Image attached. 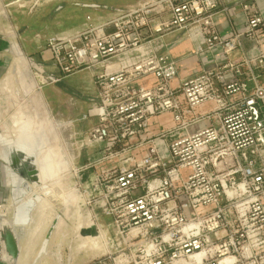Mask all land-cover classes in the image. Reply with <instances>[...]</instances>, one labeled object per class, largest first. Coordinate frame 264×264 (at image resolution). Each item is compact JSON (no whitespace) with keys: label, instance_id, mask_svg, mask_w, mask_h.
<instances>
[{"label":"built area","instance_id":"2783aa9c","mask_svg":"<svg viewBox=\"0 0 264 264\" xmlns=\"http://www.w3.org/2000/svg\"><path fill=\"white\" fill-rule=\"evenodd\" d=\"M219 5L140 0L98 22L87 17L46 39L41 53L59 75L25 55L37 91L91 73L95 96L77 121L94 123L59 141L80 206L109 218L106 250L81 264H264V51L248 57L242 42L258 45L264 17L241 2L246 27L223 38ZM173 32L195 33L196 53L220 49L223 58L178 79L160 42ZM146 77L152 84L140 85ZM164 114L171 125L153 131ZM84 149L99 156L75 165Z\"/></svg>","mask_w":264,"mask_h":264},{"label":"rangeland","instance_id":"374dc122","mask_svg":"<svg viewBox=\"0 0 264 264\" xmlns=\"http://www.w3.org/2000/svg\"><path fill=\"white\" fill-rule=\"evenodd\" d=\"M0 1L7 5V7L3 9V15L11 22L12 28L15 31V39L13 40L17 42L19 49L25 55L31 57L35 62L42 64L45 67L46 73L53 71L56 75L59 74L52 68L51 61L47 59L46 55L41 53L45 47L46 39L48 37L58 33L75 31L81 28L86 22L87 17H90L93 22H98L110 16L116 9H124L126 7L134 6L140 2V0ZM93 4H95L96 7H92L94 6ZM8 36H10V34H8ZM12 56V52H8L7 57H9V62H11V59L13 58ZM27 70L28 66L22 69L21 65L20 73H28ZM87 75V71H81L61 78V80L56 84L46 85L41 91H37L35 89L36 94L40 93L44 97L43 100L39 97H35L36 101L34 110L36 111L34 115L36 117V123L38 124L40 121L39 125L43 124L44 121L41 120L44 117H47L45 121L48 123L51 122L50 126L52 131L50 129V131L45 130V133L48 134L47 139L49 143H51L52 140L55 141V137H57L61 142L62 137H69L70 134L74 135L75 132L84 133L94 123V120L77 121L78 118L87 112L90 107V99L95 96V88L92 78L90 77V84L87 79ZM21 78H23L22 75L20 76V80L22 81L23 79ZM13 87L19 88L17 83H15ZM18 93L19 95H16H18L19 98L21 96L22 99H28L30 95V98H33L32 94L23 96L20 91ZM70 97L73 98L72 102L69 101ZM13 111L14 110H12V112ZM2 123L3 122H0V133H5V126ZM64 123H67L70 126L67 125L68 127L65 128V130L64 128L58 129L60 126L59 124ZM202 125L203 123L198 124L191 127L189 130L191 131L197 129L198 127H202ZM3 137L4 139L9 137L12 138L13 135H7V133H5ZM98 156L99 151L97 149H84L81 151L80 157L75 159L74 163L75 165L84 164L89 158L90 160L96 159ZM58 157L57 153L50 154V161H47L48 164L43 160L44 158H40V164L42 167L37 165L39 167L38 169L41 170L43 168L48 171L53 170L57 174L59 167H56V162L59 161ZM34 162H29V165H31L32 168H34ZM5 167L6 165L4 164V170L6 173ZM97 170H99V166L88 170L84 175V181L88 180V176ZM35 172L38 173L36 169ZM65 173L59 180L60 182L58 181V183H55L52 181L54 183L53 185H56V191H52V194L54 193L53 195L50 194L51 192L49 194H45L46 197L49 195L47 199L50 200H47L44 196L40 201L41 203L39 202L40 204L36 203L33 209L31 206L29 207L28 214L30 213L31 220L28 221L30 222L27 221L28 224L26 223L21 230L20 226H15L16 228L18 227L17 229L20 231L25 229V232L23 233L24 237L19 241L22 246L21 256L24 255L23 258H25L22 259V264H35L38 260H40V258H42V256L44 257V255L39 254V252L45 235L51 228V237L49 239L47 249V264H67V262H72L73 264L79 262L81 264L96 254L106 250L104 234L107 235L106 224L109 222V218L101 215V213L97 210L92 211L90 208L81 207V196L78 192L77 194H73L74 196L72 195V198L70 197L67 200L68 202L64 201L66 199V193L74 191L72 189L74 188L76 181L71 174ZM6 187L7 190L3 196L1 195L0 197V206L3 205L8 208V216H6L10 219L9 223H11L14 211L13 198L11 195V186L8 185ZM60 194L65 196L63 197ZM50 196L55 197L56 199H51ZM44 198L45 201L47 200L46 202H50L46 203ZM42 201H44V203H42ZM38 204L42 208L38 206ZM95 212L98 213L97 216L99 221H95L94 219ZM4 217L5 216L3 214L1 217L2 220H7V217ZM56 222L59 223L57 224ZM98 223L103 224L101 228H99ZM11 224H13V222ZM83 230L87 232L82 234ZM29 240H31V242L28 245ZM27 245L29 253L25 255L24 251L25 248H27ZM42 252L43 251H41V253ZM57 254H61L60 260H58Z\"/></svg>","mask_w":264,"mask_h":264},{"label":"crops","instance_id":"0c3cea01","mask_svg":"<svg viewBox=\"0 0 264 264\" xmlns=\"http://www.w3.org/2000/svg\"><path fill=\"white\" fill-rule=\"evenodd\" d=\"M219 2H220V5L218 7V12L214 16V22H215V26L217 28L218 33L223 38L230 36L234 32H240L245 29L246 15L240 5L241 2H245V3L252 5V7L256 9L262 17H264V0H219ZM5 7H7V5L0 1V122H3L2 124L5 126V130H6L5 133H7V135L12 134L13 137L11 139H8V138L4 139L3 135L5 133L4 132L0 133V197L1 195L3 196V194L7 190L6 186L10 185L12 189V185L14 182V180L12 182L13 174L11 173V170L12 171L14 170L11 167L10 155L12 153H15L18 156L19 161L21 163L22 162L29 163L30 161L34 162L35 158L37 157H36V151L33 147H35L36 145H40L41 148L42 147L45 148L47 143L48 145L53 144L52 142L49 143L46 141L48 134L45 133L44 122L47 117H45V119L43 118L44 119L43 124L39 125L40 121L38 124L36 123V117L34 115L36 111L34 110L35 101H36L35 97L37 98L39 97L42 100L44 99V97L39 92H38L39 94H36V91L34 89L35 82L33 81V79L29 77V74L20 73L21 65L23 69L26 66H28L27 71L29 72V63L27 62L24 53L19 49L18 47L19 45L17 44V42L13 40L15 39L14 38L15 31L12 28L11 22L7 18H5L3 15V12H4L3 9H5ZM8 34H10V36H8ZM258 34H259L258 45H256L254 41L249 40L247 38L242 39L244 53L248 57H252L256 55L259 49L264 51V27L259 28ZM10 40H13V41H10ZM160 42L163 44H168L167 47L162 49L163 52L168 53L173 59L177 61L178 79L182 77H187L195 72L200 71L201 69L205 67L206 68L211 67L213 64V61H212L213 58L217 60H221L223 58V54L221 53L220 49H215L212 54H209L207 52H203L200 54L196 53V49L200 45L201 40L199 36L195 35V33L193 37H191V36H188L187 34H183L182 32H173V33H170L164 36L163 39L160 40ZM10 51L13 54L12 56L13 58L11 59V62H9V57H7V54ZM14 58L16 59V61L19 60V62L18 61L16 62ZM21 63H24V65ZM21 75L22 77H24L22 78L23 79L22 81L20 80ZM90 77H91V73L88 72L87 79L89 80V83L91 84ZM228 78L231 79V76H229ZM178 79H175L173 81V84H176L178 82ZM153 80H154L153 77H146L140 80L139 84L144 85V86H149L152 84ZM15 83H17L19 88L13 87ZM19 91L23 96L32 94L33 98H30V99L23 98L22 99L21 96L19 98L18 95H16L17 94L16 92H19ZM10 94L13 97H10ZM6 97L14 98L13 99L14 101H11L9 98H6ZM33 104L34 106H32ZM210 108H211V105L206 104L200 109L201 111H203V110L210 109ZM12 110L14 111L12 112ZM171 123L172 121H171L170 115L164 114V115L154 117L151 120V127L153 131H156L160 129V127H163V128L168 127L169 125H171ZM46 130L48 131L47 126H46ZM54 143L60 144L59 139L57 137H55ZM39 157L42 158L40 154H39ZM4 164L6 165L5 169H6L7 174L5 173V170H4ZM34 206L35 205L33 204L31 208H33ZM3 214L5 217L8 216V208L1 205L0 206V264H22L23 262L22 259H25L23 258L24 255L21 256L22 246L20 245L19 240H16L17 238L14 232L9 229L7 230L12 233L15 239V242L18 246L17 256L12 257L6 250L5 243L3 240V234L6 230L3 229L4 221L1 219V216H3ZM15 218H16V210L14 209L13 217L11 218L13 224H11L12 223L11 222L10 223L11 226L20 225L18 223H15ZM9 220L10 219H8L7 217L6 221L8 223H9ZM25 224H21L20 226L23 227V225ZM48 233H49V230L47 231V234ZM47 234L45 235V238L47 237ZM50 235H51V232H50ZM50 237L46 239L44 238L42 247L39 252V254L44 255V257L42 256V258H40V260H38L35 264H47L46 258L48 254L46 250L47 249L46 245L48 246L47 243H49L48 240ZM1 240H2V243H1ZM30 242L31 240L28 241V245L30 244ZM28 245L24 251L25 255L29 253ZM42 249H43V252L41 253ZM57 258L58 260H60L61 254H57ZM70 264H73V263L70 262ZM74 264H80V263L78 262Z\"/></svg>","mask_w":264,"mask_h":264},{"label":"bare ground","instance_id":"6f19581e","mask_svg":"<svg viewBox=\"0 0 264 264\" xmlns=\"http://www.w3.org/2000/svg\"><path fill=\"white\" fill-rule=\"evenodd\" d=\"M25 55V54H24ZM20 56V55H19ZM18 56V57H19ZM22 57V56H21ZM25 58H26V56H25ZM15 59V58H14ZM24 60V59H23ZM26 60H27V58H26ZM15 61H16V59H15ZM18 62H19V60H17ZM16 61V62H17ZM21 62V61H20ZM28 62V61H27ZM29 63V62H28ZM17 64V63H16ZM21 64H23L24 65V63H21ZM13 67V66H12ZM29 67H30V63H29ZM17 69V68H16ZM15 69V70H16ZM23 69V68H22ZM19 73V72H18ZM14 74V73H13ZM23 75V74H22ZM17 76V75H16ZM24 78V77H23ZM22 79V78H21ZM31 86V85H30ZM18 95H19V93L18 92H16ZM10 97H13V96H11V94H10ZM6 98H9V97H6ZM30 98V97H29ZM11 101H14L13 99L14 98H9ZM29 101V100H28ZM30 102V101H29ZM26 103V102H25ZM8 104V103H7ZM11 104V103H10ZM29 104H31V103H29ZM37 105V104H36ZM30 106V105H29ZM32 106H34V104L32 105ZM40 106V105H39ZM38 106V107H39ZM26 108V107H25ZM40 108V107H39ZM33 109V108H32ZM23 111V110H22ZM16 112V111H15ZM15 114V113H14ZM17 114V113H16ZM45 115V114H44ZM12 116H13V114H12ZM44 117V116H43ZM44 119H45V117H44ZM44 119H42L41 121H44ZM47 119V118H46ZM50 120V119H49ZM48 120V121H49ZM51 123V122H50ZM50 123H48L47 121H45L44 122V124H45V130H46V126H47V128H48V130L49 129H51V124ZM53 124V123H52ZM58 125V124H57ZM60 126L58 127V128H61V124H59ZM54 128V127H53ZM57 128V127H56ZM51 131H52V129H51ZM9 135V134H8ZM6 137V136H5ZM50 138V137H49ZM8 139H11V137H9ZM47 142H48V139L46 140ZM14 142V141H13ZM53 144H50V145H48V143H47V145H46V147L45 148H41V146L40 145H36L35 147H33L34 149H35V151H36V157L37 158H35V162H34V169H36L37 171H38V173H36L37 175H36V179L34 180V181H29V182H27L28 183V185H29V187H30V191H26V190H24L23 191V195H22V200L19 202L20 204H18L17 202H15V200L13 199V205H14V209L16 210V218H15V223H18V224H25V223H27L28 224V222H30V221H28V220H31V216H30V213L28 214V209H29V207L30 206H32L33 204L35 205V203H39L40 201H41V199H43V197L45 196V194H49L50 192V194H52V191L54 190V191H56V188H55V186L56 185H53L54 183L53 182H55V183H58V181L61 179V177L64 175V173L70 168V166H69V162L66 160V157H65V155H64V152H63V150H62V148L60 147V144H57V143H54L55 141L54 140H52L51 141ZM7 143V142H6ZM25 148V147H24ZM32 148V149H33ZM24 152V151H23ZM54 153H57L58 154V160L59 161H57L56 162V167L58 166L59 168H60V171H59V168H58V171H57V174L53 171V170H51V171H48V170H45V169H38L39 167H42L41 166V164H40V157H39V154L41 155V157H42V159L44 160V161H50L49 159V155L50 154H54ZM29 156V155H28ZM35 156V155H34ZM53 160V159H52ZM29 162V161H28ZM42 163V162H41ZM52 163V162H51ZM47 164H48V162H47ZM46 164V165H47ZM37 165H39V167L37 166ZM10 170V169H9ZM70 170V169H69ZM16 170H14V171H12L11 170V173L13 174V179H12V182H13V180H14V182H13V185H12V189H11V194H12V192L14 191V185H15V183H17V182H19L20 183V180H21V182L22 181H25V179L24 178H21L18 174H17V171L15 172ZM40 173V174H39ZM7 174V173H6ZM50 180H51V182H50ZM53 181V182H52ZM60 182V181H59ZM64 183V182H63ZM65 184V183H64ZM65 186V185H64ZM63 186V187H64ZM34 188V189H33ZM59 188V187H58ZM64 189H65V187H64ZM63 190V189H62ZM73 190V189H72ZM64 191V190H63ZM65 192V191H64ZM61 193V192H60ZM68 193V194H67ZM66 193V196L65 195H63V194H60V195H62L63 197L65 196L66 197V199L64 200L65 202H68L67 200L73 195V194H75L76 192H74V191H69V192H67ZM33 194L35 195V196H33ZM54 194V193H53ZM52 194V195H53ZM57 194V193H56ZM48 197H49V195H47ZM62 196H60V197H62ZM74 196V195H73ZM48 197H46L45 196V198L47 199ZM51 197V196H50ZM59 197V196H58ZM13 198V197H12ZM45 198H44V201H45ZM54 199L55 197H51V199ZM72 198V197H71ZM56 199V198H55ZM47 200H50V199H47ZM46 200V201H47ZM44 201H42V203H44ZM45 201V202H46ZM48 202H50V201H48ZM48 202H46V203H48ZM41 203V202H40ZM39 203V204H40ZM38 204V206H40ZM65 204V203H64ZM26 206V208H25V211H23V212H21V207H23V206ZM48 205V204H47ZM42 206H43V204H42ZM45 206V205H44ZM41 207V206H40ZM42 208V207H41ZM33 209V208H32ZM39 209V208H38ZM41 210V209H40ZM31 212V211H30ZM6 213V212H5ZM7 215V214H6ZM36 216V215H35ZM2 217V216H1ZM2 219V218H1ZM4 219V218H3ZM59 220V219H58ZM28 221V222H27ZM3 222V221H2ZM33 222V221H32ZM57 223V222H56ZM59 223V222H58ZM57 223V224H58ZM35 224H36V221H35ZM20 225H18V226H20ZM17 226V225H16ZM24 226V225H23ZM21 227V226H20ZM37 227V226H36ZM53 227H54V225H53ZM18 228V227H17ZM15 226H11L10 225V223H8L6 220H4V222H3V229L4 230H6L4 233H6V232H8V230L7 229H9V230H12L13 232H14V234H15V236H16V240H21L22 239V237H23V233L25 232V229L23 230V231H20L21 229H23V227H21L20 228V230H18ZM40 229V228H39ZM38 229V230H39ZM52 229V228H51ZM51 229L49 230V233L47 234V237L46 238H48V237H50L51 235H50V232H51ZM20 231V232H19ZM38 232V231H37ZM11 233V232H10ZM62 233V232H61ZM50 235V236H49ZM45 238V239H46ZM50 239V238H49ZM47 241V240H46ZM49 241V240H48ZM47 244H49V243H47ZM32 245V244H31ZM46 245V244H45ZM18 247V246H17ZM42 247V246H41ZM46 248L48 249V246L46 245ZM46 249V250H47ZM42 251H43V249H42ZM48 252V251H47ZM20 253H21V251H20ZM6 254V253H5ZM8 254V253H7ZM45 254V253H44ZM5 256H7V255H5ZM9 257V256H8ZM60 257V256H59ZM7 259V258H6Z\"/></svg>","mask_w":264,"mask_h":264},{"label":"water","instance_id":"95a60500","mask_svg":"<svg viewBox=\"0 0 264 264\" xmlns=\"http://www.w3.org/2000/svg\"><path fill=\"white\" fill-rule=\"evenodd\" d=\"M10 160H11V167L13 170L17 171V174L21 177L24 178L25 181L20 180V183L17 182L14 185V191L12 192V197L15 200V202H17L18 204H20L19 202L22 200V195H23V191H30V187L28 185V181H34L36 179V172L35 169L32 168L31 165H29V163L26 162H20L18 156L15 153H12L10 155ZM33 196H35L33 194ZM26 206L24 205L23 207H21V212L25 211ZM87 231H82V234H84ZM3 240L5 243V247L7 252L12 256V257H16L17 253H18V248H17V244L15 242V239L12 235V233H10V231L6 232L3 234Z\"/></svg>","mask_w":264,"mask_h":264}]
</instances>
